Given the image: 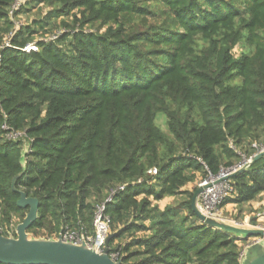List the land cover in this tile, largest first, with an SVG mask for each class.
I'll return each instance as SVG.
<instances>
[{"label": "trees", "instance_id": "16d2710c", "mask_svg": "<svg viewBox=\"0 0 264 264\" xmlns=\"http://www.w3.org/2000/svg\"><path fill=\"white\" fill-rule=\"evenodd\" d=\"M14 2L0 0V233L17 235L25 192L32 237L91 235L105 203L121 264H242L245 239L202 222L184 188L264 140V0H32L49 10L21 26L30 2ZM230 183L222 207L264 195V155Z\"/></svg>", "mask_w": 264, "mask_h": 264}, {"label": "water", "instance_id": "95a60500", "mask_svg": "<svg viewBox=\"0 0 264 264\" xmlns=\"http://www.w3.org/2000/svg\"><path fill=\"white\" fill-rule=\"evenodd\" d=\"M262 155L264 152L255 154L238 171L247 169L254 160ZM207 187L208 184L198 185L191 202L194 212L202 222L213 228L234 233L244 239L252 236H264V228L237 226L203 214L198 209L197 201L199 195ZM20 194L18 206L29 208V211L23 221L18 224L16 236H4L0 233V262L6 264H121V260H114L109 255V242L114 235L112 233L106 241L105 250L101 253L97 252L94 247H89L85 241L81 244H75L63 241L61 236L58 239L31 237L27 230L37 219L39 200L28 196L25 192H20ZM242 264H264V241H256L245 248Z\"/></svg>", "mask_w": 264, "mask_h": 264}, {"label": "built area", "instance_id": "2783aa9c", "mask_svg": "<svg viewBox=\"0 0 264 264\" xmlns=\"http://www.w3.org/2000/svg\"><path fill=\"white\" fill-rule=\"evenodd\" d=\"M23 1L24 0H15L14 4L10 9L11 15H13V13L22 5ZM59 34L60 32H57L56 34L50 35L48 38L56 39ZM10 36L11 33L9 34V37ZM9 37L5 40V45L10 44ZM38 50L39 47L36 42L29 43L24 48V51L26 52ZM19 135L20 133H12L9 136L16 138ZM252 147L254 148V154L252 156L247 157L246 155H243L244 157L241 162H238L237 164L229 168H221L220 172L217 175L209 174L206 179L199 182L198 185L208 184V187L199 195L197 201L198 209L203 214L216 219L225 220L222 212V203L232 191L230 175L241 169L255 154L264 152V140L253 142ZM149 172L152 175H156L157 169L152 168L151 170H149ZM122 189H124V185L119 186L116 190H114L112 194L107 198L106 202H109L112 199L113 194L116 191ZM105 207V203H102L99 204L96 208L93 220V234L85 235L83 232L67 228L64 231H61L57 237L53 238L58 239L61 236L63 241L73 242L75 244H81L83 241H85L89 247H94L97 252H103L106 248V241L111 233L110 217L106 214ZM109 255L112 259L117 260L119 252L110 250Z\"/></svg>", "mask_w": 264, "mask_h": 264}, {"label": "rangeland", "instance_id": "374dc122", "mask_svg": "<svg viewBox=\"0 0 264 264\" xmlns=\"http://www.w3.org/2000/svg\"><path fill=\"white\" fill-rule=\"evenodd\" d=\"M28 2H30L29 5H30L31 9L29 11L25 10V12H22L21 14L17 15V17H15V23L19 26L30 24V22H32V21H38L39 18L45 17L46 16L45 13L49 10L48 8H43V9L37 8L36 9V6L32 2V0H28ZM61 20L62 19H59L57 21V26L59 28H62ZM58 27H57V29H58ZM240 51H241V47L237 46L234 49L235 55H238L240 53ZM156 122L159 126H161V128L163 130L167 131V120H166V116L164 114H160L157 117ZM245 147L248 148L249 144H246ZM244 150H246V148H244ZM244 153H245V151L241 152V154H240L241 159L239 162L242 161V159L244 157L243 155H245ZM199 182H200V180H198L192 184H189L184 189L185 190H193V188L195 186H197L199 184ZM185 198H187L186 195L177 196L175 198L170 197V198L164 199L159 204H160V206L164 207L168 203H173V202L179 203ZM263 198H264V195H261L255 201L260 202V201H262ZM228 205H230V206L228 207ZM228 205L222 207L223 217L225 218V221L233 223L237 226H242V227H247V228H257V227L264 228V205L257 204V203H256L255 207L253 205H250V204H246V205H242V206H237L234 204H228ZM20 220L21 219L19 217H15V219L11 222V224H10L11 232L17 230L18 224L21 223ZM11 235H13V232L11 233ZM239 238H241V237H239ZM245 241H246V244H245L246 245L245 248H246L247 246L255 243L256 241H262L263 242L264 236H257V237L252 236V237L245 239Z\"/></svg>", "mask_w": 264, "mask_h": 264}, {"label": "crops", "instance_id": "0c3cea01", "mask_svg": "<svg viewBox=\"0 0 264 264\" xmlns=\"http://www.w3.org/2000/svg\"><path fill=\"white\" fill-rule=\"evenodd\" d=\"M256 203H257V204H262V205H264V198H263L262 201H260V202L252 201V202L250 203V205H253V206L255 207ZM229 206H230V205H228V207H229ZM161 207L164 208L163 206H161Z\"/></svg>", "mask_w": 264, "mask_h": 264}]
</instances>
